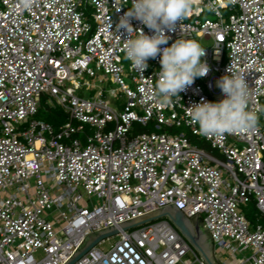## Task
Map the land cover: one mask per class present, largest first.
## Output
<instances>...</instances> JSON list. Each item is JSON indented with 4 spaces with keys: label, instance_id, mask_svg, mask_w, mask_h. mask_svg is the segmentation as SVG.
<instances>
[{
    "label": "built area",
    "instance_id": "obj_1",
    "mask_svg": "<svg viewBox=\"0 0 264 264\" xmlns=\"http://www.w3.org/2000/svg\"><path fill=\"white\" fill-rule=\"evenodd\" d=\"M130 7L0 0V264H65L87 235L172 204L188 219L200 215L217 264H264V227L251 229L239 212L254 202L264 217V0H193L161 47L195 40L210 70L168 103L155 88L160 56L142 71L124 57L128 33L117 24ZM229 67L244 76L258 123L206 136L188 108L222 100L216 81ZM51 110L66 116L57 130L41 121ZM181 128L222 158L174 133ZM189 253L206 264L162 219L119 232L75 264H179Z\"/></svg>",
    "mask_w": 264,
    "mask_h": 264
},
{
    "label": "clouds",
    "instance_id": "obj_2",
    "mask_svg": "<svg viewBox=\"0 0 264 264\" xmlns=\"http://www.w3.org/2000/svg\"><path fill=\"white\" fill-rule=\"evenodd\" d=\"M193 7V0H131V7L120 17L118 29L128 33L124 45V57L141 71L148 67L147 61L160 56V70L156 74V92L161 102H170L191 86L196 78H202L210 70L205 48L195 40L177 39L170 46L166 31H173L177 21L184 19ZM134 18L153 30L147 35L142 29L134 30L130 20ZM137 35L133 38L132 33ZM216 81L224 94L218 102L201 100L189 107L190 122L199 126L202 134L222 135L246 131L256 127L258 115L249 109V86L244 76L232 73Z\"/></svg>",
    "mask_w": 264,
    "mask_h": 264
},
{
    "label": "water",
    "instance_id": "obj_3",
    "mask_svg": "<svg viewBox=\"0 0 264 264\" xmlns=\"http://www.w3.org/2000/svg\"><path fill=\"white\" fill-rule=\"evenodd\" d=\"M162 219H167L177 229L206 264H217L213 258V237L200 215L188 219L174 204L87 235L65 264H75L99 243L118 235L121 231L125 232ZM196 220H200L201 223H197ZM198 224H202L203 228Z\"/></svg>",
    "mask_w": 264,
    "mask_h": 264
},
{
    "label": "rangeland",
    "instance_id": "obj_4",
    "mask_svg": "<svg viewBox=\"0 0 264 264\" xmlns=\"http://www.w3.org/2000/svg\"><path fill=\"white\" fill-rule=\"evenodd\" d=\"M207 18H209L210 20H216V18L214 16H212V15L207 16ZM204 43H202V44L205 45V46L210 45V43H208V42H204ZM98 74L99 75H103L104 72L103 71L97 72V75ZM86 80L88 82H90L92 85H97L99 87L102 86V87L106 88L107 90H109L110 88L113 87V85H110L107 82L104 83V84H100V83H98L97 79H90L89 77H86ZM77 95L83 97L82 93H77ZM109 100H110V98H109ZM110 101H111V103H112L114 108H117L119 111L123 110V104H122L121 101L116 100V99H111ZM37 119H41V118L37 117ZM42 120L43 119H41V121ZM29 121H30V119H29ZM174 133L175 134L185 133L188 136L192 146H196L199 149H202V150H204L205 152H207V153H209L211 155H214V156L222 158L220 153L217 150H213L211 145L208 142H206L203 138L192 136L188 132L187 129H185V128L177 129V130L174 131ZM79 138L83 139V136H80ZM97 203L98 202L96 201V204ZM239 212L244 214L249 219H251V217H254L256 219L255 221H252L251 229H253L255 227V225H257V224H260V223L264 224V217L259 215V213H258V211H257V209H256V207L254 205V202H251V203H248V204H241L240 207H239ZM257 214L259 215L260 218L257 217ZM116 239L117 238H114V240H116ZM193 251L201 259V256L199 255V253L195 249H193ZM242 257H243V255H242ZM227 258H228V256H227L226 252H222L221 255L217 254V256H216V259L218 260V263L224 262ZM179 264H198V262L196 261V257L192 253H189V255H187L186 257H184L182 259V263H179Z\"/></svg>",
    "mask_w": 264,
    "mask_h": 264
},
{
    "label": "trees",
    "instance_id": "obj_5",
    "mask_svg": "<svg viewBox=\"0 0 264 264\" xmlns=\"http://www.w3.org/2000/svg\"><path fill=\"white\" fill-rule=\"evenodd\" d=\"M42 119L50 123L57 130L59 126L65 122L66 116L61 110H51L48 114L43 116ZM136 129L138 131H147V132L149 131V129H143L139 126H136ZM257 217L260 218L258 214ZM247 220L252 224V221H255L256 219L254 217H251V219L247 218ZM261 225L264 227V224Z\"/></svg>",
    "mask_w": 264,
    "mask_h": 264
},
{
    "label": "flooded vegetation",
    "instance_id": "obj_6",
    "mask_svg": "<svg viewBox=\"0 0 264 264\" xmlns=\"http://www.w3.org/2000/svg\"><path fill=\"white\" fill-rule=\"evenodd\" d=\"M196 222H197V223H201L200 220H196ZM198 225H199V226L201 225L202 228H203V225H202V224H198ZM203 231H205V230H203ZM204 233H205V232H204ZM204 235H205V234H204Z\"/></svg>",
    "mask_w": 264,
    "mask_h": 264
}]
</instances>
